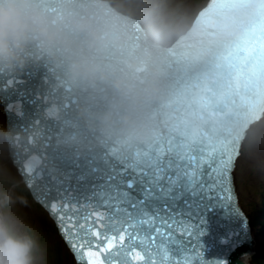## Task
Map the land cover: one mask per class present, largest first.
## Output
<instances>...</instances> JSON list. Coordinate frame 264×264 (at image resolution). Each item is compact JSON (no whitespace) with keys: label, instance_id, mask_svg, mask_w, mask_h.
<instances>
[{"label":"snow or ice","instance_id":"1","mask_svg":"<svg viewBox=\"0 0 264 264\" xmlns=\"http://www.w3.org/2000/svg\"><path fill=\"white\" fill-rule=\"evenodd\" d=\"M233 160L227 149L160 148L131 165L88 167L66 182L41 178L39 195L84 264H228L215 256L250 243L232 193ZM217 210L236 227L213 239L208 219Z\"/></svg>","mask_w":264,"mask_h":264},{"label":"rangeland","instance_id":"2","mask_svg":"<svg viewBox=\"0 0 264 264\" xmlns=\"http://www.w3.org/2000/svg\"><path fill=\"white\" fill-rule=\"evenodd\" d=\"M199 1L201 0H122V3L125 4L126 9L144 16L150 30L168 43L186 27L189 19L200 6L197 4ZM3 117L0 110V143L4 140ZM244 151L248 153L247 158L244 157ZM7 158L9 156H6V152L0 149V162L3 164L1 170L9 169ZM236 176L243 201L249 203L252 201L254 193L257 192L259 182L264 184V119L248 133L242 156L238 161ZM246 185L250 187L249 190L246 189ZM243 193L247 195L248 199H244ZM12 200H15L16 204L9 213L3 211V209L5 210L4 199L0 198V213L12 215L27 225L37 226L35 207L24 198L23 194L19 193L18 197L17 193H14ZM37 264H48L46 255L43 254V259L38 260Z\"/></svg>","mask_w":264,"mask_h":264},{"label":"clouds","instance_id":"3","mask_svg":"<svg viewBox=\"0 0 264 264\" xmlns=\"http://www.w3.org/2000/svg\"><path fill=\"white\" fill-rule=\"evenodd\" d=\"M35 0H0V60L14 61L30 34ZM8 202L12 197H7ZM43 259L35 229L12 215L0 213V264H37ZM247 264L249 254L242 257Z\"/></svg>","mask_w":264,"mask_h":264},{"label":"trees","instance_id":"4","mask_svg":"<svg viewBox=\"0 0 264 264\" xmlns=\"http://www.w3.org/2000/svg\"><path fill=\"white\" fill-rule=\"evenodd\" d=\"M205 0L199 1L197 4L202 5ZM0 110L3 111L0 106ZM5 120L3 117V128L5 127ZM0 149L6 152V156L8 157L7 146L5 140L0 143ZM245 153V151H244ZM247 154L245 153L244 157L247 158ZM9 169H2L3 164L0 162V198L4 199L5 210L9 213L14 209V204L16 201L12 200L8 202L7 197L11 196L13 199L14 193H17L19 197V193L23 194L24 198L35 207L37 212L38 225L31 226L35 229L36 236L38 237L41 251L48 260V264H75L74 258L65 244V242L60 237L58 230L56 229L52 219L49 214L37 203H35L30 195V192L22 183L21 178L12 165L9 158H7ZM254 170V168H253ZM247 186V185H246ZM260 187V188H259ZM247 190L250 189L249 186L246 187ZM264 184L259 182L258 184V195L254 193L252 201L248 203L250 211L251 224L254 228V233L258 240V245L256 249V254L252 259V264H264ZM261 192V193H260ZM263 192V193H262ZM247 197V196H245ZM257 198V199H256ZM246 203V201H245ZM256 203V204H255ZM261 203V204H260ZM261 207V208H260Z\"/></svg>","mask_w":264,"mask_h":264},{"label":"bare ground","instance_id":"5","mask_svg":"<svg viewBox=\"0 0 264 264\" xmlns=\"http://www.w3.org/2000/svg\"><path fill=\"white\" fill-rule=\"evenodd\" d=\"M118 0H116V2H113L111 5H110V7L112 8V9H118V7H119V5H118ZM128 7H131L132 8V6H130V5H128V4H126ZM124 7H126L125 6V4L123 5ZM151 36H153V38L154 39H156L157 38V36L156 35H154V34H152ZM159 39H160V37H159ZM165 45H167V44H165ZM264 119V117L262 118V119H260L259 120V122L258 123H256V124H254V125H252L251 127H250V129H249V131L254 127V126H256L257 124H259V123H261L262 122V120ZM249 131L246 133V134H248L249 133ZM246 138H247V135H246V137H245V140H246ZM245 140H244V142L242 143V147L244 146V144H245ZM236 180H237V177H236ZM237 187H238V181H237V184H236V191H237ZM258 187V186H257ZM253 188V187H252ZM260 188V187H259ZM264 190V189H263ZM257 191H259V190H257ZM238 192H239V189H238ZM255 193H257V192H255ZM261 193V192H260ZM263 193V192H262ZM247 194V193H246ZM243 195H244V193H243ZM245 196V195H244ZM247 196V195H246ZM259 196V195H258ZM245 199V198H244ZM257 199V198H256ZM250 200V199H249ZM252 200H254V199H252ZM240 202H241V204H242V206L244 207V208H246L247 210H249V211H251V208L249 209V206H248V203H244L245 201H241V199H240ZM249 202V201H248ZM256 204V203H255ZM261 204V203H260ZM261 208V207H260ZM258 240H259V238H258ZM250 259V258H249ZM247 260V264H249L250 263V260Z\"/></svg>","mask_w":264,"mask_h":264},{"label":"water","instance_id":"6","mask_svg":"<svg viewBox=\"0 0 264 264\" xmlns=\"http://www.w3.org/2000/svg\"><path fill=\"white\" fill-rule=\"evenodd\" d=\"M112 9V8H111ZM239 34V31H238ZM28 81V80H27ZM29 82V81H28ZM80 110H82L81 107H78ZM246 248V247H245ZM244 251V248L240 249L239 251L235 252L232 254L231 259H232V264H245L244 261L238 259V257L242 254Z\"/></svg>","mask_w":264,"mask_h":264}]
</instances>
